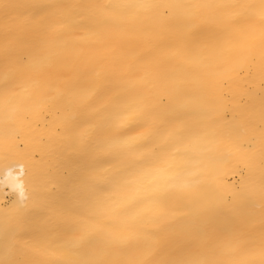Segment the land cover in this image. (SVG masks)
<instances>
[{
	"label": "bare ground",
	"instance_id": "bare-ground-1",
	"mask_svg": "<svg viewBox=\"0 0 264 264\" xmlns=\"http://www.w3.org/2000/svg\"><path fill=\"white\" fill-rule=\"evenodd\" d=\"M262 7L0 0V264H264Z\"/></svg>",
	"mask_w": 264,
	"mask_h": 264
},
{
	"label": "snow or ice",
	"instance_id": "snow-or-ice-1",
	"mask_svg": "<svg viewBox=\"0 0 264 264\" xmlns=\"http://www.w3.org/2000/svg\"><path fill=\"white\" fill-rule=\"evenodd\" d=\"M261 14L264 15V7L261 8ZM5 183L7 182V177H5Z\"/></svg>",
	"mask_w": 264,
	"mask_h": 264
}]
</instances>
